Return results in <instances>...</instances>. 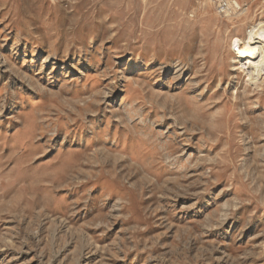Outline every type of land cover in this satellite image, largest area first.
<instances>
[{
	"label": "rangeland",
	"instance_id": "1",
	"mask_svg": "<svg viewBox=\"0 0 264 264\" xmlns=\"http://www.w3.org/2000/svg\"><path fill=\"white\" fill-rule=\"evenodd\" d=\"M260 20L0 0V264H264V78L232 47Z\"/></svg>",
	"mask_w": 264,
	"mask_h": 264
},
{
	"label": "bare ground",
	"instance_id": "2",
	"mask_svg": "<svg viewBox=\"0 0 264 264\" xmlns=\"http://www.w3.org/2000/svg\"><path fill=\"white\" fill-rule=\"evenodd\" d=\"M232 47L240 70L254 81L256 87L261 86L258 84L264 78V20L248 27L244 40H233Z\"/></svg>",
	"mask_w": 264,
	"mask_h": 264
}]
</instances>
